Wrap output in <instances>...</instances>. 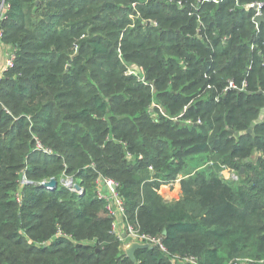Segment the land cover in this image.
<instances>
[{"label": "trees", "instance_id": "16d2710c", "mask_svg": "<svg viewBox=\"0 0 264 264\" xmlns=\"http://www.w3.org/2000/svg\"><path fill=\"white\" fill-rule=\"evenodd\" d=\"M173 1L6 0L16 62L0 90V264H264V122L247 134L264 109V23L243 7L264 0ZM198 2L204 27L186 10ZM99 176L168 254L127 257Z\"/></svg>", "mask_w": 264, "mask_h": 264}, {"label": "built area", "instance_id": "2783aa9c", "mask_svg": "<svg viewBox=\"0 0 264 264\" xmlns=\"http://www.w3.org/2000/svg\"><path fill=\"white\" fill-rule=\"evenodd\" d=\"M214 2H217V0H212ZM170 2H174L173 0H170ZM205 2V1H204ZM203 2V3H204ZM200 3L194 4L192 8L186 9L188 11L189 16L191 17H196L197 21L200 26L204 27V23L202 21L201 16L199 15V7ZM180 9H185V5L182 1H178L176 3ZM202 5V4H201ZM10 5L6 3V0H3L0 5V24L3 20L6 19V12L9 9ZM244 9L247 10H252L254 12L253 16V21L256 25V29L259 30L260 23L257 22V18L261 17L264 15L263 9H264V3L262 2H253L250 4H246L243 6ZM133 8L136 9V4H133ZM4 36V31L1 29L0 26V42H2ZM77 50V48H76ZM6 56H5V61L2 67H0V90L2 86L3 79L5 77V74L8 73L11 69L15 67V62H16V50L10 49L6 50ZM128 74H134L138 77L140 81H144V79H141L138 74L134 73L133 71H128ZM247 84L246 82L243 83L242 90H245ZM208 89H212L211 86H208ZM237 86L233 81H230L227 88L225 91H231V90H237ZM216 100H219V97L216 98ZM177 120V119H174ZM186 125L191 126L193 125V122L191 120H188L185 122ZM197 124H201V121H197ZM35 151L41 152L46 155H53V151L46 147L39 139H36L35 143ZM152 170V168H151ZM231 171V170H230ZM226 172V170L224 171ZM223 175V173H222ZM234 175V174H233ZM235 176V175H234ZM235 178V177H234ZM226 179V178H225ZM237 179V178H236ZM228 180V179H227ZM64 184L72 189L73 191L78 192L81 194L83 192V189H77L75 186V183L72 178L70 177H65L63 180ZM181 182V179L176 180L175 182L170 183V185L176 184ZM22 184H28V180L26 179L25 176H23L22 179ZM169 185V184H167ZM166 186V185H164ZM163 186V187H164ZM119 184L115 182L112 179L105 178L103 176H99L97 181H96V191H97V196L100 200L106 202V208L113 219V224H112V232L122 241H131V243H139V244H148L150 247L157 248L162 254H168V250L165 247L163 243V237H152L150 235H147L145 233H142L141 228L139 225L135 226L132 225L126 214V209H125V202L120 195L119 192ZM17 199L20 202V195L17 194ZM123 224L122 228L120 223ZM56 236H63V233L59 231ZM177 261H180L185 264H197V260L194 257H175ZM235 264H240V263H235Z\"/></svg>", "mask_w": 264, "mask_h": 264}, {"label": "water", "instance_id": "95a60500", "mask_svg": "<svg viewBox=\"0 0 264 264\" xmlns=\"http://www.w3.org/2000/svg\"><path fill=\"white\" fill-rule=\"evenodd\" d=\"M257 22L264 23V15H262L261 17L257 18ZM264 120V109L262 110L259 118L257 120H255L252 125L251 128L247 131V134H253V128L255 125H259L261 124V122ZM240 134H237V136ZM242 174L244 173V170H242L241 172ZM42 186L44 188H46L47 190H56L57 186H58V182L55 179L50 180L49 182H45L42 184ZM77 189H80L79 186L75 185ZM167 232L164 231L163 235L166 236ZM150 248V246L148 244H139V243H133L130 245L129 249L126 250V255L127 257L133 262L136 263V257H135V253L137 250H141V249H148Z\"/></svg>", "mask_w": 264, "mask_h": 264}, {"label": "rangeland", "instance_id": "374dc122", "mask_svg": "<svg viewBox=\"0 0 264 264\" xmlns=\"http://www.w3.org/2000/svg\"><path fill=\"white\" fill-rule=\"evenodd\" d=\"M217 2H218V0H217ZM262 122H264V120ZM223 176H224V178H226V179H228L230 181H237V179H238L237 175L234 172L230 171V170H226V172H223ZM179 186H180V182L179 183H176V184H173V185H170V183H169V185H167V186L164 187L165 189H163V192H160V194L162 195V197H163V199H164L165 202L171 203V202H174V201H178L179 200V198H180L179 197V193H178V190H176V188H179ZM180 190H181V188H180ZM165 192H167V193H165ZM167 199H173V201H167ZM131 244H133V243H131V241H129V240L123 242V246H124L125 252H126L127 249H129V247H130ZM172 264H185V263H182L180 261H177L176 258L173 257ZM245 264H247V263H245Z\"/></svg>", "mask_w": 264, "mask_h": 264}, {"label": "crops", "instance_id": "0c3cea01", "mask_svg": "<svg viewBox=\"0 0 264 264\" xmlns=\"http://www.w3.org/2000/svg\"><path fill=\"white\" fill-rule=\"evenodd\" d=\"M7 49H6V47H5V45H4V43L3 42H0V67H2L3 66V64H4V61H5V56H6V53H7V51H6ZM167 186V185H166ZM165 187V186H164ZM162 188V190H161V192H163V189H165V188ZM176 190H178V193H179V197H180V194H181V190H180V187L179 188H176ZM165 193H167V192H165ZM165 196V195H164ZM165 198V197H164ZM167 201H173V199H167ZM120 223V222H119ZM119 225H121V228H122V225L123 224H119Z\"/></svg>", "mask_w": 264, "mask_h": 264}]
</instances>
